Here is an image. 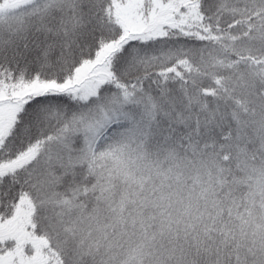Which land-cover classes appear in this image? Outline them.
Here are the masks:
<instances>
[{
  "label": "snow or ice",
  "instance_id": "1",
  "mask_svg": "<svg viewBox=\"0 0 264 264\" xmlns=\"http://www.w3.org/2000/svg\"><path fill=\"white\" fill-rule=\"evenodd\" d=\"M0 264H264V0H0Z\"/></svg>",
  "mask_w": 264,
  "mask_h": 264
}]
</instances>
